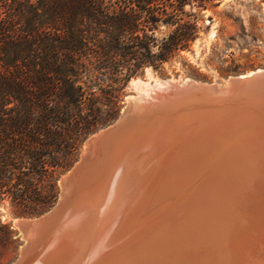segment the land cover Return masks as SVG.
I'll use <instances>...</instances> for the list:
<instances>
[{
    "label": "trees",
    "instance_id": "obj_1",
    "mask_svg": "<svg viewBox=\"0 0 264 264\" xmlns=\"http://www.w3.org/2000/svg\"><path fill=\"white\" fill-rule=\"evenodd\" d=\"M186 2L0 0V201L50 202L82 140L118 114L121 80L190 48Z\"/></svg>",
    "mask_w": 264,
    "mask_h": 264
},
{
    "label": "bare ground",
    "instance_id": "obj_2",
    "mask_svg": "<svg viewBox=\"0 0 264 264\" xmlns=\"http://www.w3.org/2000/svg\"><path fill=\"white\" fill-rule=\"evenodd\" d=\"M182 78L133 80L138 93L130 94L128 99H136V116L96 147L88 166L72 185L59 222L34 237L23 264H74L73 260L79 250L82 253L78 259H83L84 264H107L110 258L114 261L116 257H122L123 264H168L164 260L160 261L159 252L155 251L156 245L161 248L163 241L168 239L179 243L177 245L184 248V253L189 247L192 248L186 247L185 240L190 243L205 242V255L212 254L210 257L206 256L207 264H264V113L260 110H264V88L259 83L256 84L257 82L233 85L229 88L232 96L219 99L216 95L208 94L209 92L181 86L184 80ZM168 81L181 84L169 87ZM236 102L245 105V113L237 110L239 105ZM246 105L254 106L255 109L247 108ZM253 121L256 122L255 126ZM124 165L129 166L128 171L131 172L126 177L141 182L147 191H154L160 198L166 192L170 176L175 177L172 180H176L193 166H197L202 172L199 181H211L216 189L223 186L222 193L215 190L219 197L225 195L234 185L238 188L236 179L234 182L231 179V172L240 171L239 174L243 172L245 175L247 171L250 175L248 180L245 179L246 182H241V190L234 192V186L231 191L234 192L233 202L237 203L227 243H220L224 224L222 222H226V217L224 214H215L220 212L217 211L219 206H224L217 199L213 201L216 212L200 211L195 221H187V225L179 226L180 222L184 224L186 209H183L182 219L174 227H160V233L149 232L142 235L141 241L150 242L147 245L142 242L133 244L134 239L131 244L127 243L130 239L127 235L138 236L143 233L145 229L141 225L133 229L134 232L119 235L117 241L122 240L116 241L115 247L109 244L113 239L94 242L90 233H87L84 236L87 240L80 249L81 243L75 242L78 238L76 239L74 232L80 231L82 221L89 219L91 208L96 203L95 193L92 195L91 191L98 186L97 181H102L100 186L103 189L115 188L116 182L123 179ZM177 181L178 179L172 182L177 184ZM186 181L187 179L184 182ZM186 192L184 191L183 196ZM181 194L182 192L176 194V200ZM174 200L166 206L170 207L175 203ZM122 214L124 218L127 217L126 210ZM128 225L124 226L122 223V230L132 224ZM97 236L99 237V233ZM224 244L227 246L220 248L217 253L212 248ZM140 251H144L141 259L138 257ZM129 252L133 254V260H129Z\"/></svg>",
    "mask_w": 264,
    "mask_h": 264
},
{
    "label": "rangeland",
    "instance_id": "obj_3",
    "mask_svg": "<svg viewBox=\"0 0 264 264\" xmlns=\"http://www.w3.org/2000/svg\"><path fill=\"white\" fill-rule=\"evenodd\" d=\"M184 9L188 11H196L199 14V33L193 40L190 48L181 50L169 60L163 62L160 66L153 67L152 65H146L144 68L130 76L127 81L122 82L121 80V99L119 101V105L117 106L118 114L115 116L113 115V117H108L89 134L112 122L119 115L126 100L128 99V96L130 94L135 95L138 93L133 84V80L135 79L140 78L143 80L155 81L159 78L177 79L183 77L182 79H185L187 77H191L202 81H215L219 85H223L226 83L227 78L230 75L242 73L247 70L249 71L256 67H264V0H187V2L184 4ZM195 111L198 112L197 110ZM88 135H86V137ZM85 138L82 140L77 153L74 155L69 165L59 170L56 178L55 195L52 197L50 202L44 205L31 206L33 208L15 210L8 199L0 201V220L7 224L4 227H0V264H8L13 262L19 256L21 246L25 243V239L23 238L18 227L15 225L16 221L22 217L37 216L48 210L53 204L56 203L59 198L60 191L59 177L79 158V155L84 150ZM128 168L129 166L127 165L123 166V179L120 182H116L115 188L112 187L111 189L110 187H106L107 189H103L101 188L102 186H100L102 181H97L98 186H96L93 192L91 191L92 195L95 193L94 196H96V203L91 208L89 219H87V221L84 219L85 222L82 221L80 231L74 232V236L77 235L76 239L78 238L75 240V242L77 241L78 244L81 243L79 244L80 249L83 248L82 246H84L83 244L87 240L86 237H84L87 233H90V236L94 239V242H96V240L107 241L113 239V241H110L109 244L110 246L112 245V247H115L118 237L122 236V234L134 232L135 228L138 226L141 227V225H144L145 230H143V233L138 236H133L132 234L127 235L130 238L127 243L131 244L133 239V244L138 242L144 243L145 240L141 241L142 235L148 234L149 232L150 234H157L160 233L162 228L164 229L165 226L174 227L176 224H178L179 220L182 219L181 214L184 212H182L183 209H186L183 220L184 224L180 222L179 226L187 225V221H195L194 219L198 218L200 211L213 210L216 212L213 209V207H215L213 201L217 199V202L219 204H224V206H219L220 208L217 211L220 212L215 214H224L226 217V222L224 220L222 222L224 224L222 225L223 230L221 229L223 232L222 234L220 233V243L223 244L229 240L230 236H228V234L230 233L229 231H231V226L233 225L235 213L234 207L237 203L233 202L235 198H233L234 196L232 195L235 190H241L240 188L243 182L248 180L247 177L250 174H248L247 171H245V175L243 172L239 174L240 171H233L230 173L233 182L236 179L238 188L234 185V192L231 193L234 188L233 186L230 191H226L225 195H222V197L220 196L222 199L221 200L219 196H216L215 190L218 191V193H222L221 191L223 186H219L216 189L214 184H211V181H199L202 172L200 169H197V166L191 167L193 170L191 168L187 169L182 174V176L179 178L177 177V184L172 182L176 181L177 179L172 180L175 179V177L170 176L168 185H166L167 193L165 192L163 194L164 196L162 195V198H160L157 193L150 189L147 191V188L143 186L141 182L126 177L125 175H127V173L128 175L131 173L128 171ZM180 179H182V181ZM186 179L187 181L184 182ZM43 185L44 189L48 188L46 181L43 182ZM184 191L187 192L186 195L183 196ZM181 192L182 194L179 195V198L176 200V194ZM107 197L109 198V201ZM179 199L182 201L179 202ZM172 200H174L175 203L170 207H167L166 205H168L170 201L172 202ZM180 203L182 204L179 205ZM244 203L245 202L242 204L244 205ZM123 210H126L127 212V219L124 218L122 214ZM103 212L105 213L102 215ZM122 223L124 226H127L129 223L132 225H130L128 228L125 227V229L122 230ZM84 226L85 228H83ZM160 227H162L161 230ZM203 228L206 227L203 226ZM97 232L99 233V237L97 236ZM121 240L122 239L119 241ZM166 241H163L164 244L161 248H158L157 245V247L155 246V251L159 252V258L162 262L164 260L166 263L169 262L170 264H205L207 258L206 256L209 255L208 257H210L212 255H205L206 247L205 242L203 241L199 243H190L189 241L185 240L186 247H192H189L185 253L183 251L184 248L177 245L179 243H174L173 240L170 241L169 239ZM149 243L150 242H146L144 244L147 245ZM137 245L139 246L141 243ZM226 246L227 245L224 244L219 247L216 246L219 249L216 247L212 248L217 253L220 248H224ZM143 252L144 251H140V255L138 254L140 259L142 258L141 255ZM81 253L82 251L80 250L78 253H76V259L74 258L73 260L74 264H84V262H82L83 259H78L80 258L81 255L79 256V254ZM116 254L118 255L117 252ZM130 254L131 252H129L128 256ZM132 256L133 254H131V259L129 260H133ZM113 260L114 261H112L110 258V263L107 260V264H123L122 257H120V259H117L116 257ZM189 260L190 262H188ZM126 263L124 262V264Z\"/></svg>",
    "mask_w": 264,
    "mask_h": 264
},
{
    "label": "water",
    "instance_id": "obj_4",
    "mask_svg": "<svg viewBox=\"0 0 264 264\" xmlns=\"http://www.w3.org/2000/svg\"><path fill=\"white\" fill-rule=\"evenodd\" d=\"M179 82V81H178ZM257 82L260 87L264 88V67H256L251 70H247L242 73H237L230 75L227 78V81L223 85H219L217 82L212 81H202L197 80L191 77L184 79L182 81L183 87H193L196 90H201L202 92H209L208 94H213L219 97V99H226L232 96L229 94V88L233 85L240 84H250ZM177 82L168 81V86L173 87L177 86ZM136 99L129 98L126 100L122 110L119 115L109 124L97 129L96 131L89 134L84 140V150L79 155V158L59 177V198L55 204H53L48 210L45 212L34 216V217H22L15 223V225L20 230L23 238L25 239V243L21 246V250L19 256L8 264H23L28 252V248L32 243L34 237L43 232L47 227H52L59 217L61 216L65 203L67 201L68 195L71 192L72 185L80 178L82 172L85 167L88 166L92 156L94 155V151L96 147L111 133L120 128L125 122H127L132 117L136 116ZM239 105V102H236ZM248 108L255 109L254 106L246 105ZM259 109V107H257ZM245 105H239L237 110H241L242 113H245ZM262 113H264L263 109L260 108ZM253 126L256 125V122H252ZM59 222V221H58Z\"/></svg>",
    "mask_w": 264,
    "mask_h": 264
}]
</instances>
